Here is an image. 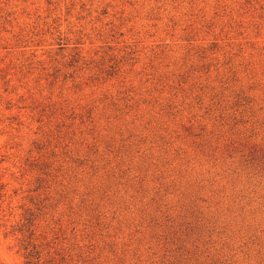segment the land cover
<instances>
[{"label":"rangeland","instance_id":"obj_1","mask_svg":"<svg viewBox=\"0 0 264 264\" xmlns=\"http://www.w3.org/2000/svg\"><path fill=\"white\" fill-rule=\"evenodd\" d=\"M0 264H264V0H0Z\"/></svg>","mask_w":264,"mask_h":264}]
</instances>
